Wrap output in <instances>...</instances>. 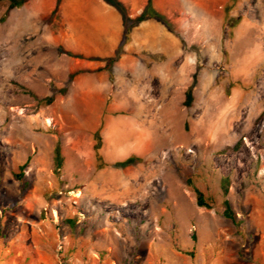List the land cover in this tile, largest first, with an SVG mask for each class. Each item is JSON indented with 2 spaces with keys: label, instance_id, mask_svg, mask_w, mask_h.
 Masks as SVG:
<instances>
[{
  "label": "rangeland",
  "instance_id": "374dc122",
  "mask_svg": "<svg viewBox=\"0 0 264 264\" xmlns=\"http://www.w3.org/2000/svg\"><path fill=\"white\" fill-rule=\"evenodd\" d=\"M56 3L0 2V264H264V0H153L176 34L125 44L103 0Z\"/></svg>",
  "mask_w": 264,
  "mask_h": 264
},
{
  "label": "trees",
  "instance_id": "16d2710c",
  "mask_svg": "<svg viewBox=\"0 0 264 264\" xmlns=\"http://www.w3.org/2000/svg\"><path fill=\"white\" fill-rule=\"evenodd\" d=\"M1 1H7L8 2V9H7L6 14H5V15H7L10 11L24 6L30 0H0V2ZM103 1L106 4H108L109 6L116 9L118 11V13L121 15L122 23H123V44L128 43L130 41L132 31L136 27H138L142 23L147 22L149 20H156V21L162 23L171 33L176 34L174 31L173 25L171 24L169 19L166 16H164L163 14H161L160 12H158L154 8L153 0H148L145 9L142 11L141 14H139L136 17L130 16L127 7L125 6V4L121 0H103ZM60 2H61V0H57L56 6H55L54 10L52 11L49 19H52L53 17H55L56 14L58 13ZM227 15H228V13H227ZM237 24H238V21L231 23V24L229 23V25L227 27L229 28L230 31H232V29L235 28L237 26ZM182 42H184V41H182ZM119 54H120V52L118 51L115 56L107 58L105 66L103 68L98 69L97 71L111 72L113 65L116 63V61L119 58ZM84 72H86V71H82V70L80 71L79 70L75 73H72L69 78H70V80H73L77 75L84 73ZM56 93L59 95H66L67 89L66 88L60 89L57 92L53 93L51 96L42 99L41 102L46 104V105L53 104L55 99H56ZM193 100H194L193 90H192V88H190L186 94L185 105L187 107H190ZM96 137L98 140L97 145H96V151H97V153H99V151L101 149V145H102L101 135H100L99 131L97 132ZM54 154H55V157H54L55 168H56L57 172L59 173V171L61 170V168L63 167V164H64V157L62 155V149H61L60 144H57ZM98 157L100 160H102L100 155ZM138 162H139L138 158H136L135 156H131L127 160L118 163L117 166L128 167V166H133V165L137 164ZM101 166H103V165H101ZM195 192L197 195V205L200 208L211 209L212 205L206 201L203 192L200 191L199 189H195ZM227 194H228V190L225 189L224 195L227 196ZM224 207H225V209H224L225 217H227L228 219L235 222V216H234V213L231 209V206H230V203L228 200L224 201ZM74 221H69V223L75 225ZM189 255H192V254H189Z\"/></svg>",
  "mask_w": 264,
  "mask_h": 264
},
{
  "label": "crops",
  "instance_id": "0c3cea01",
  "mask_svg": "<svg viewBox=\"0 0 264 264\" xmlns=\"http://www.w3.org/2000/svg\"><path fill=\"white\" fill-rule=\"evenodd\" d=\"M117 20H118V17H117Z\"/></svg>",
  "mask_w": 264,
  "mask_h": 264
}]
</instances>
